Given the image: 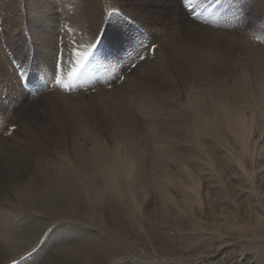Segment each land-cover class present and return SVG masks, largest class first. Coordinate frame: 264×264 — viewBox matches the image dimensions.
Masks as SVG:
<instances>
[{"label":"bare ground","instance_id":"1","mask_svg":"<svg viewBox=\"0 0 264 264\" xmlns=\"http://www.w3.org/2000/svg\"><path fill=\"white\" fill-rule=\"evenodd\" d=\"M100 1L0 0V26L7 35L28 29L47 60L66 23L79 25L74 40L92 44ZM175 1L122 0L162 58L83 97L100 101L99 128L81 125L60 157L45 153L31 124L8 138L0 125V172H10L0 201L33 211L34 224L43 215L79 224L57 228L44 248L56 253L32 264H71L81 253L91 264H264L263 34L220 35L177 14ZM37 225L29 234L38 241Z\"/></svg>","mask_w":264,"mask_h":264},{"label":"rangeland","instance_id":"2","mask_svg":"<svg viewBox=\"0 0 264 264\" xmlns=\"http://www.w3.org/2000/svg\"><path fill=\"white\" fill-rule=\"evenodd\" d=\"M100 3L104 12L103 21L96 26L97 29H94L96 32L89 38L92 44H86L87 48H85V44L82 45V43L77 42L79 40H74L68 33L76 32L79 25L70 24V26L66 23L65 26L57 28V34L54 37L56 42H53L56 46L52 43L54 52H52L51 58L49 57L47 60L38 52L28 29L27 31L26 29L21 30L23 35H21L22 33L18 35L19 31L16 34L7 35L0 26V47H4H2L3 49L0 48V55L4 61V63H0V125H5L7 129H10L5 132V135H9L7 138L10 137L12 131L19 129L20 125L31 124L41 137L42 144L45 145L46 143L45 153L57 159L60 157L58 153L64 151L65 147H69L72 138L77 136V131L81 125L99 128L98 121L100 119L97 120L99 117H97L98 112L95 109L99 106L97 104L100 101L90 105L87 99H82L83 97L96 94L102 87L108 92L114 87L115 81L117 83L119 81L118 84L125 83L127 76L140 64L162 58L161 54L158 56L155 53L159 44L142 43L140 34L143 29L146 30L145 26L135 20L124 7L122 0H101ZM174 6H176L177 14L180 12L185 18L214 30L220 35L234 34L235 32L238 35L253 31L263 34L262 39H264V0H176ZM21 8L23 9L24 6ZM164 13L165 19L166 17L170 19L173 16V9L166 10ZM22 15L24 24H26L25 9ZM25 26L24 28H26ZM27 28L29 27L27 26ZM79 33L83 34L82 28H80ZM9 36L12 39L15 38L12 40ZM263 42H261L262 46H264ZM153 48L154 51L151 50ZM114 49L116 50L115 58L109 54ZM86 52H91V54L84 66V74L77 80L75 87L68 90L59 87L52 75L53 64L56 66V75L60 77L63 83L69 84L68 76L76 68L74 64H76L77 53ZM137 53L140 54L139 58H136ZM97 131L99 132V130ZM103 136L107 138L106 135ZM4 138L6 137L4 136ZM47 142H50L51 145L48 146ZM65 166L67 167V164ZM4 171V173L0 172V179H6L10 176V172H6V167ZM34 215L36 214L33 211L26 208L0 201V238H2L0 242L4 243V248L6 247L13 257L20 260L21 264H32L40 252V255L53 254L55 250L46 252L44 248L50 244V237L57 228L79 226L75 222L55 220L43 215L42 220L38 222L43 233L37 241L36 235L32 238V235L29 234L38 227V223H33ZM25 233L27 235H24ZM28 238L30 239L28 240ZM52 254H49L51 256L47 258V262L53 257ZM82 255V253L71 255V264H91ZM141 262L138 258L131 259L128 263L142 264ZM199 263L200 260L196 259L192 264Z\"/></svg>","mask_w":264,"mask_h":264},{"label":"snow or ice","instance_id":"3","mask_svg":"<svg viewBox=\"0 0 264 264\" xmlns=\"http://www.w3.org/2000/svg\"><path fill=\"white\" fill-rule=\"evenodd\" d=\"M151 50L154 51V48ZM90 54L91 52H86L83 54L77 53L76 68L73 72H70L68 76V79L70 81L69 84L63 83L60 77L56 75V66L55 64H53L51 71H52V75L55 80V83L59 85V87L65 90L75 87L77 80L81 78L84 74V70H85L84 66L87 63L88 56ZM139 55L140 54L137 53L136 58H139ZM0 264H21V262L20 260L13 257L11 252L6 251L3 245H0ZM41 264H43V261H41Z\"/></svg>","mask_w":264,"mask_h":264}]
</instances>
